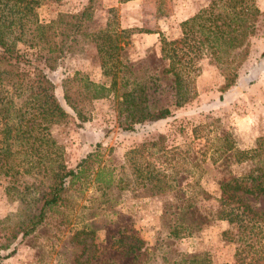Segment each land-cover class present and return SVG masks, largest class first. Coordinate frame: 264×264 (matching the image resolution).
Returning a JSON list of instances; mask_svg holds the SVG:
<instances>
[{"label": "trees", "instance_id": "obj_1", "mask_svg": "<svg viewBox=\"0 0 264 264\" xmlns=\"http://www.w3.org/2000/svg\"><path fill=\"white\" fill-rule=\"evenodd\" d=\"M93 1L89 0L77 14L60 13L49 22H41L37 12L41 0H0V177L20 183L21 201L28 206L25 212L31 208L26 217L18 216L13 229L14 234L21 233L23 237L47 224L51 216H61L56 217L59 225L68 227V210L73 212L75 206H71L72 202L83 198L90 188L94 193L86 199L88 205L81 208L88 211L91 219L101 212L110 214L120 203L115 200L116 193L125 192L129 181L116 178V168L100 144L74 169L67 168L64 148L54 139L50 128L67 122L70 115L57 100L54 85L42 70L25 68L26 61L17 50L19 43L45 51L52 61L76 45L75 35L92 40L105 82L97 84L87 75L75 72L63 81L66 105L83 120L92 101L116 93L118 125L124 131H133L137 125L170 115L169 108L160 105L165 93L171 94L176 108L196 97L195 74L204 59L222 67V91L232 87L249 55L250 40L255 36L260 16L256 0H209L180 23L178 38L169 40L159 33L160 74H121L132 68L124 65L119 55L126 31H111L108 24L103 31L88 33ZM129 1L132 0H118ZM156 2L158 12H164L163 5L168 0ZM207 127H195L194 140L210 141L204 133ZM211 142L213 164L223 161L217 172V206L208 212L188 203L170 207L177 220L169 237L184 238L216 221H225L234 227L222 233L224 240L234 245V254L232 261L224 264H264V212L248 202L249 198H264V134L245 150L237 148L232 135L226 132L215 134ZM148 150L147 144H142L127 153L126 162L139 188L129 189L130 192L138 196L173 192L181 194L182 199V189L151 174V166L145 160ZM199 193L208 199L205 191ZM94 234L88 225L76 230L73 241L79 253L73 264H147L156 258L161 264H216L207 254L180 253L171 244L149 246L143 240H130L124 235L112 243L116 245L115 257L105 259L89 243Z\"/></svg>", "mask_w": 264, "mask_h": 264}, {"label": "rangeland", "instance_id": "obj_2", "mask_svg": "<svg viewBox=\"0 0 264 264\" xmlns=\"http://www.w3.org/2000/svg\"><path fill=\"white\" fill-rule=\"evenodd\" d=\"M89 0H41L38 17L49 22L58 14H77ZM209 0H168L164 12H158L156 0H94L92 21L88 33L103 31L110 25L111 31L125 30L120 43V59L124 65L132 66L121 74H160L159 33L173 40L180 35V23L205 7ZM260 16L255 36L250 40L249 55L238 70L235 84L222 91L225 74L222 67L200 61V71L195 74L197 95L182 107L172 104L170 93H165L160 105L170 110V115L161 120L137 125L133 131H124L118 125L117 94L92 101L80 120L68 108L64 100L63 81L75 72L87 75L93 82L102 84L100 58L95 43L82 35H75L76 45L62 55L49 61V55L38 48L17 45L18 54L25 60V68H39L54 85V93L61 106L69 113L67 122L53 125L50 132L63 146V159L68 169L76 165L98 144L116 168V178L129 181V187L121 194L120 202L110 214L99 213L92 218L82 206L94 193L90 188L72 202L74 211L68 210L71 224L59 225L58 218L51 216L47 224L23 237L14 234L18 216L26 217L31 208L22 202V186L8 178L0 177V264H73L79 247L73 241L76 230L88 225L95 231L89 243L96 246L102 258L115 257L114 240L120 236L143 240L149 246L171 244L173 249L184 254H207L216 264L230 263L234 245L222 237L226 230L234 227L225 221H216L184 238L169 237L177 215L175 205L193 204L202 212L213 210L220 196L217 179L223 161L213 164L211 140L222 132L230 133L241 150L253 146L255 139L264 134V0H256ZM145 32H151L150 34ZM156 67V68H155ZM205 125L206 139L194 140L193 129ZM142 144L149 150L146 162L156 178L172 182L181 194L165 192L132 194L136 189L135 174L126 162L127 153ZM18 190V191H17ZM206 192L203 199L200 191ZM146 192V191H145ZM23 198V197H22ZM29 200V196L26 197ZM248 202L257 211L264 212V198ZM131 240V239H130ZM94 250V246L92 247ZM158 255V253H157ZM82 260V259H81ZM147 264H161L159 258Z\"/></svg>", "mask_w": 264, "mask_h": 264}]
</instances>
